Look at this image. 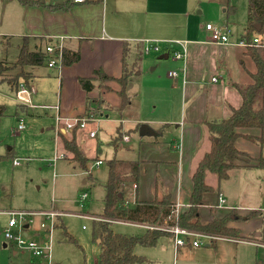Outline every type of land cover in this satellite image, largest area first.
<instances>
[{
	"label": "crops",
	"instance_id": "crops-1",
	"mask_svg": "<svg viewBox=\"0 0 264 264\" xmlns=\"http://www.w3.org/2000/svg\"><path fill=\"white\" fill-rule=\"evenodd\" d=\"M64 3L52 4V6L23 5L19 0H0V37L3 38L1 41L6 45L9 42L15 43L17 56L24 39L29 40L31 49L45 48L47 40L58 43L63 39L64 50L79 51L81 54L80 61L70 66H62L60 69L28 66L32 74L28 80L29 85L38 90L34 101L38 105L49 107L59 105L60 115L66 118L85 116L95 110L108 112L111 106L114 108L119 105L120 97L114 91L107 89L101 92L96 88L87 93L79 80L93 76L96 70L120 78L125 63L128 66H136L140 71L129 82L127 95H130L129 85L137 79H142V88L147 87L149 90L157 91V95L161 94L162 99L160 109L155 104L153 110L143 113L142 107L138 116L134 119H124L126 123L120 126H118L119 120H116L117 125L108 140L112 146V139L121 131V140L128 137L129 140L125 141L129 143L130 133L134 131L130 127L124 129V125L137 124L135 128L140 137L139 146L136 147L139 151L138 156L132 159V156L128 155H133L134 152H130L126 155L127 159L114 157L118 160L140 163L139 181L127 184L124 201L127 206H133L136 202H152L167 195L174 205L176 203L189 205L193 190L192 175L203 155L210 149L207 124L228 119L235 109L242 106L240 89L253 83L252 74L257 71L253 53H258L264 59V48L239 45L241 42L247 43L245 35L248 26V6L246 24L242 25L240 37L236 38L235 26L229 22L230 15H227V22L223 23L224 18L219 13L223 9L224 13L229 14L234 9L232 0H85L83 3L71 2L66 8H62ZM212 10L216 12L212 13ZM207 24L226 25L230 31L231 44L211 43L210 32L206 29ZM255 38L264 43V33L259 34L257 31L252 35L250 44ZM148 41L170 46L167 50L158 53L155 59L145 60L141 67L140 56L145 54L144 48ZM184 46L187 48L186 57L183 60L175 59L174 53L181 52ZM165 53L169 54V58L159 60V56ZM145 64L154 66L147 74ZM170 72H177V76L170 77ZM214 77L218 78L217 82H212ZM18 84H25V78H20ZM36 84L39 87L35 86ZM42 86H57V91L45 95L48 88L45 87L44 91L43 87L42 91ZM109 87L113 90L119 88L116 83L110 84ZM8 88L10 87L6 83L0 84V91L7 92ZM88 98L92 99V102L89 103ZM262 104H264V91L259 99V105ZM130 105L132 102L128 106ZM36 110L46 111L39 108ZM49 110L55 111L51 108ZM120 116L123 119L122 115ZM172 125L176 127V134L171 143H165L162 140L163 134L166 130L170 131ZM94 130H97V134L91 137L90 132ZM238 131L243 137L236 141L235 146L242 155L236 162L237 167L230 171L227 181L231 179L233 170L264 167L262 154L264 147L245 137H260L261 131L244 128ZM58 132L67 139L75 137L78 148L86 158H98L89 162L88 166L98 161L103 162L100 158L102 143L98 139L99 134L104 133L101 125H96L92 129L88 125L86 130H76L72 133L63 129ZM92 141L94 144H91ZM60 146L63 149L62 154L68 153L61 140ZM130 150L133 151V148ZM72 160L70 162L80 168L79 163ZM85 172L83 173L86 174ZM107 178L103 185H106ZM206 181L214 190L204 194L203 198L207 205L200 209L201 223L206 225L215 219L233 215V220L228 226L237 229L240 238H249L241 242L263 245L259 240L262 235L258 233L256 227L264 225L262 211H251L257 213L250 217L251 212L232 208L231 205L235 204L229 205L227 199L225 207L218 208L219 198L223 196L221 181H218L213 174H208ZM89 183L95 186L99 184L92 173L86 174L83 179L84 186ZM88 194L90 199L91 195ZM105 195L106 192L103 200ZM185 210L187 209L184 208L183 212ZM205 210L206 215H204ZM101 214L102 212L93 215L99 217ZM7 222L2 226V232ZM58 225L61 230H67L63 220H60ZM136 225L145 231L148 229L146 225ZM33 231L32 237L37 239L38 232ZM168 237L172 242V237ZM4 240L6 242L4 247H12L13 255L18 257V248L10 244L5 237ZM95 240L100 244L101 240L97 234ZM172 244L174 248V242ZM216 245L215 243L206 247H215L214 252L219 254L222 248ZM181 249L183 248L179 250ZM19 262L34 264L25 259Z\"/></svg>",
	"mask_w": 264,
	"mask_h": 264
},
{
	"label": "rangeland",
	"instance_id": "rangeland-1",
	"mask_svg": "<svg viewBox=\"0 0 264 264\" xmlns=\"http://www.w3.org/2000/svg\"><path fill=\"white\" fill-rule=\"evenodd\" d=\"M232 6L234 10L229 14L224 13L223 9L219 13L224 18L223 23L227 22V15H230L229 22L231 25L234 24L236 38H239L242 33V25L247 21L248 1L232 0ZM215 12L216 10H212V13ZM212 16L214 15L212 14ZM1 40L3 38L0 37V84L4 80L12 82L13 85L20 77L25 78V82L30 80L32 74L29 72V67H22L17 63L15 49L17 45L13 42L6 45ZM158 55V53L141 55L140 66L143 67L145 60L155 59ZM153 67L145 64L146 74L151 72ZM114 83L116 82H105L97 88L104 92L107 85ZM116 84L118 85V83ZM43 87L45 91L46 86H42V91ZM46 88L48 91H45V95L57 91V86H47ZM157 93L147 87L142 88V79H137L129 85L132 105L127 106L123 111H119L115 107L108 112L95 110L90 129L96 125H101L104 128V133H100L98 137L102 143L100 158L104 163L93 170V164L88 166V172H92L99 184L95 186L89 183L84 186L83 179L86 174L70 162L72 159L74 161V155L69 152L62 154L63 149L60 146V135L56 122L57 112L49 109L46 111L36 110L38 108L23 109L15 101L10 88L7 92L0 91V106L5 108V115L0 122V264H21L19 261L22 259L34 264L46 263L40 258H35L27 250L17 249L19 252L17 257L13 255L12 247H4L6 242L2 226L8 220L5 211L11 208L28 211L55 210L62 213L60 220H63L67 227V234L59 227L52 234L54 264L98 263L100 248L95 240L94 222L97 223L99 220L96 219L99 218L93 214H100L104 208L103 197L106 188L103 183L109 169L107 161L119 156L127 159L126 155L130 152H134L133 155H128L132 156V159L134 156H138L139 151L136 150V147L139 146L140 137L135 128L137 124L124 125V129L130 127L134 132H129L131 134L129 143H126L125 140L119 142L118 147L121 148L111 146L108 140L117 125L115 124L116 120H119L118 126H120V124L126 123L124 119H134L135 116H138L142 107L143 113L153 110L155 104L160 109L162 95H157ZM20 119L25 123V129L22 131L17 130ZM171 128L170 131L166 130L163 134L162 140L165 143H171L174 139L176 127L172 125ZM91 144L94 142L92 141ZM132 148L133 151L130 150ZM9 153H11L10 156ZM262 154L264 158V148ZM83 156L85 155L83 154ZM15 159L20 162L19 166L13 165ZM231 175L229 181H221L223 193L221 194L229 200V205L235 204L231 206L237 210L244 209L246 212L259 210L264 214V167L233 170ZM82 192L90 193L91 198L88 199L85 207L80 209L77 200ZM206 214L205 210L204 215ZM93 219L95 220L93 221ZM256 227L258 233L262 235L259 240L263 242V245L254 242L236 243L219 240L212 243H216L217 247L222 248L219 254L214 252L215 247L206 246L186 247L175 253L173 240L171 242L168 236H164L159 239L156 246L137 245L134 252L146 258L145 264H264V225ZM112 228L115 232L127 236H142L145 231L136 224L122 221L114 222ZM30 235L33 236V233ZM228 236L240 241L249 239Z\"/></svg>",
	"mask_w": 264,
	"mask_h": 264
},
{
	"label": "trees",
	"instance_id": "trees-1",
	"mask_svg": "<svg viewBox=\"0 0 264 264\" xmlns=\"http://www.w3.org/2000/svg\"><path fill=\"white\" fill-rule=\"evenodd\" d=\"M19 1L23 5L52 6V4L37 0ZM69 3L71 2H65L62 8H66ZM256 24L262 25V29L258 33L263 34L264 0H248V26L245 35V40L248 44H250L252 35L257 33V30L254 28ZM46 42L45 46L52 44L50 40ZM45 48L35 47L31 49L29 40L24 39L19 49L17 63L22 67L48 66L47 63L50 57ZM80 58L81 54L79 51L70 52L65 50L62 64L63 66H70L80 61ZM253 59L257 71L252 74L253 83L240 89L243 98L242 106L235 109L232 116L228 119L207 124L210 149L203 155L192 175L193 190L190 196V207L183 212L178 221L172 216L174 204L171 203L167 195L152 202H136L133 206H127L124 201L126 186L129 183L139 181L140 163L139 161H123L116 158L107 161L109 173L105 185L104 208L101 216H99L100 220L97 223L94 222V234H97L101 240L97 264H145L146 258L135 254L134 250L136 246L154 247L161 237L171 236L168 232L149 228L142 236H127L113 230L112 223L116 221L158 227L165 225L166 220L170 217L171 220H168V225L177 224L191 231L203 232L210 235H223L227 237H229L228 235H232L239 237V231L228 226L233 220V215H226L221 219H215L213 222L204 225L201 223L200 209L207 205L203 198L204 194L214 190L206 181L208 174L216 175L218 181L227 180L230 171L237 167L236 162L242 153L236 148L235 143L240 137H243L238 131L239 129H259L261 131L260 137H245L264 147V104L259 105V99L264 91V59L258 53H253ZM139 71L136 66H128L125 63L123 75L120 78H114L106 75L101 70H96L93 76L81 78L79 82L87 93L92 92L105 82L118 83L119 88L117 90H113L109 85L106 86V89L114 91L120 97V103L115 108L122 111L131 102L130 97L126 93L127 86ZM20 78L13 85L12 82L4 80L1 83H6L10 89H14L19 86L18 81ZM25 84L29 85L28 80ZM88 102H92V99L88 98ZM4 115L5 109L0 107V121ZM121 139L122 134L119 131L116 137L112 139V144L115 148L118 147ZM60 140L64 149L74 155V161L79 163L83 171L88 170L89 162L98 159H88L83 156L82 151L76 144L75 137L67 139L65 135L60 133ZM10 155L11 153H9ZM256 213L251 212L250 217ZM64 232L67 234V231L64 230ZM69 240H72V238H69Z\"/></svg>",
	"mask_w": 264,
	"mask_h": 264
},
{
	"label": "built area",
	"instance_id": "built-area-1",
	"mask_svg": "<svg viewBox=\"0 0 264 264\" xmlns=\"http://www.w3.org/2000/svg\"><path fill=\"white\" fill-rule=\"evenodd\" d=\"M46 2L48 4H58L64 3L67 1L75 2V3H83L85 0H37ZM206 29L210 32V42L217 45H229L230 43V31L226 25H213L207 24ZM241 46H256L260 48H264V43L261 42L260 39L255 38L253 43L248 44L245 42L239 43ZM170 46V45H168ZM168 46H162L160 43L155 42H147L144 53H161L164 50H167ZM46 52L49 55L48 67L51 69H60L63 64V56H64V44L63 39H61L58 43H52L46 46ZM187 48L183 47L181 52H175L174 58L177 60H183L186 57ZM170 77H176L177 72H170ZM218 78H212V82H217ZM15 101L23 107L34 109H54L57 112L56 122L58 124V131L63 129L65 132L72 133L76 130H86L88 125L92 123L94 111L89 112L85 116H73V117H63L60 115V107L59 105L54 107H49L45 105H38L34 98L38 93L37 88L34 86H28L26 84L19 85L17 88L12 90ZM25 129V123L20 119L18 124V131H22ZM97 134V130L90 132L91 137H95ZM126 141L129 140L128 137L125 138ZM103 162L98 161L94 164L93 168L99 167ZM14 165L19 166L20 162L18 160H14ZM86 174L92 172H85ZM89 199V194L84 192L79 195L77 200L78 206L80 209L85 207L86 202ZM227 204L226 198L221 196L219 198V202L217 204L218 208H223ZM190 205H184L181 203H176L172 210V216L175 217V220L178 219L183 214V209H188ZM8 215V222L6 227L4 228L3 234L5 239L12 245H14L18 249L27 250L33 256L44 260L46 263L44 264H54L53 263V237L52 234L58 226V222L62 216V213L51 210V211H24V210H10L6 212ZM82 215V214H80ZM93 218V217H91ZM99 218V217H98ZM95 220V219H93ZM100 220V219H96ZM168 220H171L169 217ZM166 220L165 225L153 227L147 226L149 229H159L165 232L170 233L172 240L174 242L175 253L180 248H199L203 246H210L212 243L217 242L219 240L233 241V242H241L240 240H236L227 236H219V235H210L205 233H200L196 231H191L187 228L180 227L179 225H168ZM37 228V229H35ZM36 230L38 235H36L37 239L30 236Z\"/></svg>",
	"mask_w": 264,
	"mask_h": 264
},
{
	"label": "water",
	"instance_id": "water-1",
	"mask_svg": "<svg viewBox=\"0 0 264 264\" xmlns=\"http://www.w3.org/2000/svg\"><path fill=\"white\" fill-rule=\"evenodd\" d=\"M254 28H255L258 32H260L261 29H262V25H261V24H256V25L254 26ZM168 58H169V54H168V53H165V54H162V55L159 56V60H166V59H168ZM207 246H208V245H207Z\"/></svg>",
	"mask_w": 264,
	"mask_h": 264
}]
</instances>
